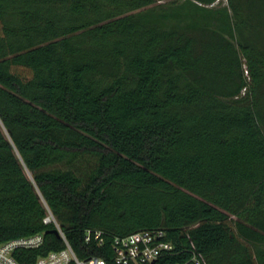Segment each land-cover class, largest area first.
<instances>
[{"label":"trees","instance_id":"16d2710c","mask_svg":"<svg viewBox=\"0 0 264 264\" xmlns=\"http://www.w3.org/2000/svg\"><path fill=\"white\" fill-rule=\"evenodd\" d=\"M217 1L0 0V244L44 233L22 264L156 229L155 264H264V0Z\"/></svg>","mask_w":264,"mask_h":264},{"label":"built area","instance_id":"2783aa9c","mask_svg":"<svg viewBox=\"0 0 264 264\" xmlns=\"http://www.w3.org/2000/svg\"><path fill=\"white\" fill-rule=\"evenodd\" d=\"M52 220L55 221L53 217L46 219V221ZM61 235L65 247L39 256L34 264H109L100 256L80 257L64 234L61 233ZM165 236L166 232L163 229L142 230L127 237L116 236L112 243L116 262L118 264H155L163 253L173 249V244L166 240ZM85 239L87 242L95 240L102 244L103 231L89 229L86 231ZM43 243L44 233L42 232L5 241L0 244V264H22L15 256V252L19 249L39 248Z\"/></svg>","mask_w":264,"mask_h":264},{"label":"rangeland","instance_id":"374dc122","mask_svg":"<svg viewBox=\"0 0 264 264\" xmlns=\"http://www.w3.org/2000/svg\"><path fill=\"white\" fill-rule=\"evenodd\" d=\"M228 2V0H218L217 1V4L220 3V4H226Z\"/></svg>","mask_w":264,"mask_h":264}]
</instances>
